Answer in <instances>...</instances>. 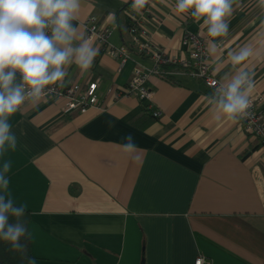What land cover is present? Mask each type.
Masks as SVG:
<instances>
[{
	"label": "crops",
	"instance_id": "crops-1",
	"mask_svg": "<svg viewBox=\"0 0 264 264\" xmlns=\"http://www.w3.org/2000/svg\"><path fill=\"white\" fill-rule=\"evenodd\" d=\"M128 2L81 0L73 21L85 34L82 21L94 16L108 28L107 43L129 54L109 56L92 39L99 51L90 70L67 67L60 84L97 79L100 108L63 110L62 98H42L9 119L18 144L0 165L11 161L9 192L29 210L32 264H195L198 255L210 264H264V152L239 122L212 118V89L186 74H150L157 117L146 100L106 91L124 87L136 63L150 66L129 40V17L175 56H187L184 33H198L206 46L209 39L202 20L176 13V0H148L140 12ZM240 3L219 52L212 56L207 46L220 81L235 71L227 53L255 44L264 30L258 0ZM247 67L264 116V61ZM128 134L135 153L121 147Z\"/></svg>",
	"mask_w": 264,
	"mask_h": 264
},
{
	"label": "clouds",
	"instance_id": "clouds-1",
	"mask_svg": "<svg viewBox=\"0 0 264 264\" xmlns=\"http://www.w3.org/2000/svg\"><path fill=\"white\" fill-rule=\"evenodd\" d=\"M147 4L148 0H133L132 7L140 12ZM258 6L264 9V0H258ZM239 7L240 0L175 2L177 14H190L194 21H203L212 56L221 48L220 38L228 36L230 19ZM80 9L81 0H0V157L17 148L10 117L26 102L39 103L50 90L48 86L62 83L69 65L75 64L82 74L92 67L99 50L73 23ZM227 56L235 71L226 75L206 100L214 120L235 124L250 115L255 81L247 62L264 61V30L255 44L246 43ZM124 140L121 147L135 153L133 136L128 134ZM10 169L11 161L0 165V242L23 256L26 244L22 241L29 237L24 219L27 206L17 205L9 192ZM10 217L14 222H9Z\"/></svg>",
	"mask_w": 264,
	"mask_h": 264
},
{
	"label": "built area",
	"instance_id": "built-area-1",
	"mask_svg": "<svg viewBox=\"0 0 264 264\" xmlns=\"http://www.w3.org/2000/svg\"><path fill=\"white\" fill-rule=\"evenodd\" d=\"M82 26L86 37L102 44L103 53L113 57L120 56L122 61L129 56L124 45L115 46L107 43L108 28L98 24L94 16L87 15L82 21ZM127 30L134 51L147 57L150 61V66L144 67L136 63L133 66L130 79L124 87L108 86L106 91L113 99L121 95H133L139 100H146L145 108L150 109L153 117H157L161 111L158 108H152V104L149 102L151 90L146 86V80L150 74L163 77L177 73L186 74L198 78L207 87L211 88L212 92L219 82H223L213 76L206 43L198 33H184L181 43L187 50V56H175L164 50L157 43L151 41L143 25L134 17H129ZM166 64H176L179 68L169 69L166 68ZM48 88L50 90L47 91L43 98H62L64 102L61 109L63 110L77 109L83 112L90 106L96 108H100L101 106L95 92L97 79L89 80L84 85L74 82L68 85H50ZM259 100H261L260 95L251 96L250 115L246 119L239 121V125L249 138L259 142L260 148L264 152V116L256 105V102ZM194 263L210 264L209 260H205L200 255L194 259Z\"/></svg>",
	"mask_w": 264,
	"mask_h": 264
},
{
	"label": "trees",
	"instance_id": "trees-1",
	"mask_svg": "<svg viewBox=\"0 0 264 264\" xmlns=\"http://www.w3.org/2000/svg\"><path fill=\"white\" fill-rule=\"evenodd\" d=\"M129 4H133V0H129ZM129 24V18L127 19V26ZM166 68L169 69H178L179 66L176 64H166ZM167 78L171 79V76H166ZM29 210L26 209V215L24 219L29 221ZM9 222H14V218L10 217ZM26 244V252L23 256L20 254H17L15 252H12L9 250L8 246L4 242H0V264H29V262H32V255L30 250V243H29V237L27 240L22 241Z\"/></svg>",
	"mask_w": 264,
	"mask_h": 264
}]
</instances>
